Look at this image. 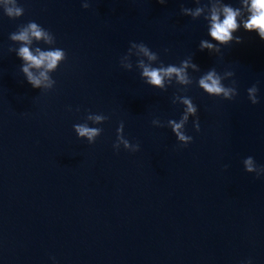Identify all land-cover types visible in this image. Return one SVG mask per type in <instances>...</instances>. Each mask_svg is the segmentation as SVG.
I'll use <instances>...</instances> for the list:
<instances>
[{
    "label": "water",
    "instance_id": "1",
    "mask_svg": "<svg viewBox=\"0 0 264 264\" xmlns=\"http://www.w3.org/2000/svg\"><path fill=\"white\" fill-rule=\"evenodd\" d=\"M9 18L0 8V264H264V174L245 170L252 156L264 166V40L241 27L242 37L220 53L200 50L208 35L203 16L180 13L195 0H17ZM203 2V0H202ZM242 9V0H222ZM239 19V18H238ZM35 21L55 37L67 58L51 73V90L34 88L21 71L19 25ZM143 42L165 65L188 56L186 92L145 83L120 58ZM213 43H216L214 40ZM168 49L167 52L164 50ZM158 63L154 66H158ZM234 72L238 95L228 100L198 87L210 68ZM258 87L252 104L247 89ZM197 105L200 130L189 117L182 146L169 119ZM69 106L71 110H69ZM79 108V111L76 109ZM104 114L94 143L73 129L87 113ZM159 118L164 127L152 120ZM140 150L114 151L116 129ZM227 165V167H225Z\"/></svg>",
    "mask_w": 264,
    "mask_h": 264
},
{
    "label": "clouds",
    "instance_id": "2",
    "mask_svg": "<svg viewBox=\"0 0 264 264\" xmlns=\"http://www.w3.org/2000/svg\"><path fill=\"white\" fill-rule=\"evenodd\" d=\"M157 2L165 4L167 0H157ZM195 3L197 5L195 8L185 7L181 3L180 13L193 19L203 16L207 21L208 35L212 39H201L199 42L200 50L207 49L209 53H220L221 45H227L233 41L241 43L242 37L233 35L241 25L247 31L257 32L259 37L264 40V0H242L243 10L247 13L246 18L242 16L241 8L222 3V0H203V2L202 0H195ZM82 7L85 9L90 7L88 0H83ZM0 8L9 18H18L24 14V8L18 4L17 0H0ZM9 39L13 42H19L20 46L18 48L10 47L9 51H16L17 56L22 59L21 71L27 82L34 88L44 91L53 89L56 81L51 73L55 72L60 63L67 58L66 52L58 47L42 50L39 46L34 49L30 46L34 40L43 41L47 45H54L56 43L54 35L35 21H29L27 24L19 25L16 31L10 33ZM213 40L216 43H213ZM164 51L167 52L168 49ZM133 56L137 58L135 66L140 70L141 78L145 83L165 91L169 85L175 82L177 85L184 86L178 92H186L187 86L193 83V77L188 70L200 71L199 65L193 62L192 56L181 60L178 66L174 64L165 65L159 60L158 53L143 42H130L127 53L120 58L121 66L127 70H132L133 62L131 58ZM157 62H159L158 66H154ZM233 76L234 72L232 71H225L220 74L215 67H212L202 74L196 82L198 87L207 94L222 96L231 100L238 95L235 86L236 81L233 80L229 86H226L223 81ZM257 92L258 87L256 84L247 89L248 98L252 104L259 102ZM177 102L184 105L183 113L178 121L169 119L167 126L171 128L181 145L187 146L193 140V137L186 134L185 130V125L188 123L190 116L197 117L193 121V125L197 131L200 130L197 116L198 108L192 98L187 95L174 94L172 103ZM69 110H71L70 106ZM76 111H79V108ZM108 119L109 117L104 114L89 111L84 118V122L74 124L73 129L79 138H86L88 143L92 144L101 135L103 129L89 126V121L93 125H100ZM152 124L157 127L165 126L159 118L153 119ZM121 145L130 152L140 150L138 142L132 143L125 137L123 121L119 123L116 129V140L112 147L114 151L119 152ZM243 164L247 172H255L257 177L264 174V166H258L252 156L245 158ZM243 264H252L251 259L243 262Z\"/></svg>",
    "mask_w": 264,
    "mask_h": 264
}]
</instances>
